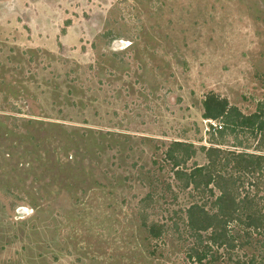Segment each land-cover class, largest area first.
<instances>
[{
  "label": "rangeland",
  "instance_id": "1",
  "mask_svg": "<svg viewBox=\"0 0 264 264\" xmlns=\"http://www.w3.org/2000/svg\"><path fill=\"white\" fill-rule=\"evenodd\" d=\"M208 91L264 108V0H0V264L259 257L188 224L222 191L263 202L250 174L208 180L228 150L264 153L249 128L212 130Z\"/></svg>",
  "mask_w": 264,
  "mask_h": 264
},
{
  "label": "trees",
  "instance_id": "2",
  "mask_svg": "<svg viewBox=\"0 0 264 264\" xmlns=\"http://www.w3.org/2000/svg\"><path fill=\"white\" fill-rule=\"evenodd\" d=\"M202 114L206 118L217 120L216 123L214 121L211 124L214 132L218 131L223 134L227 131L249 128L252 132L264 137V108L260 106L250 113H244L237 105L230 103L226 96L208 91L203 98ZM223 155L221 168L216 171L210 169V172L207 173L209 174L208 180L213 179L219 182L222 179L223 184H229L232 186L231 189L239 190L238 188L244 184L245 174H250L252 177L250 184L257 189L259 187L264 188V153L228 150ZM228 163L234 164L232 168L238 171L237 175H233L231 171H226ZM196 169L201 173L204 167L199 166ZM177 172L185 173L181 169H177ZM188 175V181L193 180L198 186L194 178L198 177V174L196 176L193 171ZM257 198H263V202L260 203L255 198V194L250 193L249 190H246L242 198L238 200L232 196L231 192L222 191L215 198L219 208V212L216 213L209 212L201 203L194 201L187 209L188 224L192 229L198 230L196 234H198L200 242L202 239L199 230L212 225L213 231L209 236L211 242L224 245L227 250L243 243H251L253 238L257 242L262 240V245H264V239H256L257 237H264V210L262 208L264 195L257 196ZM244 236H246L245 240L242 239ZM209 249L210 246L204 244L202 248L194 249L190 256L201 261L208 254ZM259 251V257L251 256L243 264H264V246ZM235 264H239L238 261Z\"/></svg>",
  "mask_w": 264,
  "mask_h": 264
}]
</instances>
